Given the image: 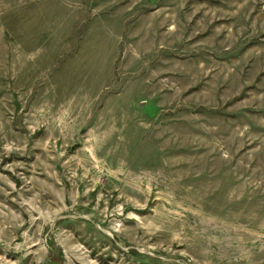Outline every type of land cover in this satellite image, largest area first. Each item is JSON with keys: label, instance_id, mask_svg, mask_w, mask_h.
<instances>
[{"label": "rangeland", "instance_id": "rangeland-1", "mask_svg": "<svg viewBox=\"0 0 264 264\" xmlns=\"http://www.w3.org/2000/svg\"><path fill=\"white\" fill-rule=\"evenodd\" d=\"M0 264H264V0H0Z\"/></svg>", "mask_w": 264, "mask_h": 264}]
</instances>
